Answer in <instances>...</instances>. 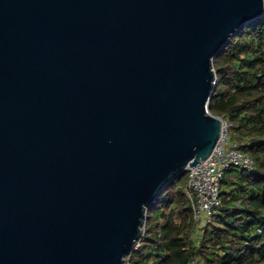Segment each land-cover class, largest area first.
Here are the masks:
<instances>
[{"label": "water", "instance_id": "1", "mask_svg": "<svg viewBox=\"0 0 264 264\" xmlns=\"http://www.w3.org/2000/svg\"><path fill=\"white\" fill-rule=\"evenodd\" d=\"M264 0H0V264H125L221 136L213 61Z\"/></svg>", "mask_w": 264, "mask_h": 264}, {"label": "trees", "instance_id": "2", "mask_svg": "<svg viewBox=\"0 0 264 264\" xmlns=\"http://www.w3.org/2000/svg\"><path fill=\"white\" fill-rule=\"evenodd\" d=\"M212 114L232 121L229 138L254 160L221 180V205L198 232L187 171L149 207L125 264H264V15L243 24L214 61Z\"/></svg>", "mask_w": 264, "mask_h": 264}, {"label": "built area", "instance_id": "3", "mask_svg": "<svg viewBox=\"0 0 264 264\" xmlns=\"http://www.w3.org/2000/svg\"><path fill=\"white\" fill-rule=\"evenodd\" d=\"M221 123V136L210 156L187 168V194L199 226L210 222L221 205V180L226 170L232 166L247 170L254 167L253 158L229 138L232 121L221 117Z\"/></svg>", "mask_w": 264, "mask_h": 264}, {"label": "rangeland", "instance_id": "4", "mask_svg": "<svg viewBox=\"0 0 264 264\" xmlns=\"http://www.w3.org/2000/svg\"><path fill=\"white\" fill-rule=\"evenodd\" d=\"M145 225V224H144ZM201 230H202V226H199L198 225V232H201Z\"/></svg>", "mask_w": 264, "mask_h": 264}]
</instances>
